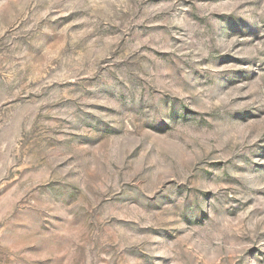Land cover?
<instances>
[{
    "label": "rangeland",
    "instance_id": "obj_1",
    "mask_svg": "<svg viewBox=\"0 0 264 264\" xmlns=\"http://www.w3.org/2000/svg\"><path fill=\"white\" fill-rule=\"evenodd\" d=\"M0 264H264V0H0Z\"/></svg>",
    "mask_w": 264,
    "mask_h": 264
}]
</instances>
